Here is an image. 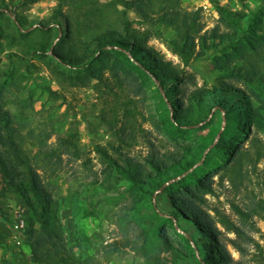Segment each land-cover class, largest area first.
I'll use <instances>...</instances> for the list:
<instances>
[{
	"label": "rangeland",
	"instance_id": "rangeland-1",
	"mask_svg": "<svg viewBox=\"0 0 264 264\" xmlns=\"http://www.w3.org/2000/svg\"><path fill=\"white\" fill-rule=\"evenodd\" d=\"M118 1L94 0L91 4L78 1L60 5L58 0H40L32 4L26 14L30 21L36 23L32 28L43 21L49 22L50 27H58L61 35L64 33L63 24L54 20L57 9L63 15L77 13L82 16L83 12L94 5L104 10V20L101 22L104 26L116 19L114 6L120 10L126 7L124 2ZM177 1L176 7L181 12L200 11L199 22L203 27L200 34L211 30L217 24L221 25L222 30L228 29L220 22L213 0ZM152 2L154 5L149 11L150 18L140 16L134 5L127 10L128 17L133 21L134 27L152 33L147 45L153 47L166 60L172 61L180 70L184 81L181 86L182 93L187 96L192 90L203 88L206 92L205 101L210 105L217 102L220 105L217 101L220 96H213V89L217 83L222 82L230 85L232 88L228 89L234 91L226 95L225 99H230L226 105L234 102L241 106L244 101L249 109L250 106L264 102L263 45L258 48L257 53L247 51L243 56L233 59L232 69L222 72L212 64L216 52L212 49L204 51L198 35L193 43L190 42L177 51L172 49L170 42L176 37V31L173 27L157 21L163 10V2ZM216 2L234 10L243 8L242 0ZM247 3L252 8L258 5L264 8V0L260 4L252 0H247ZM96 14L92 17L100 21L101 15ZM11 15L14 18L15 15ZM5 41L0 42V84H3L5 73L9 70L14 72L16 82L7 84L3 91L1 89L0 109L10 112L13 123L27 138L23 148L36 153L40 146L38 142L33 144L32 138L36 136L38 141L37 135H41L47 137V147L57 149L53 169L45 172L41 168L37 170L56 201L53 214L59 221L58 224L65 228L67 244L76 255L75 259L65 264H146V256L140 250L144 247L151 248L150 252L157 255L162 264H199L180 235L183 233L192 239L195 226H186V223L176 220L177 231L171 226L166 227L167 243L153 239L151 228L164 224L154 215L151 203H157V209L163 214L171 213L172 206L163 196H157L160 190L155 192L151 200V196L132 187L131 182L116 166L104 161L96 148L97 145L105 147L120 166H128V159L141 165L140 175L147 181L149 173L152 172L151 165L147 162L149 156L157 155L163 159L180 151L181 145L197 146L201 143L209 127L178 136H170L157 127L160 96L167 101L171 114L181 106L179 98L174 96V85L161 84L151 72H148L147 81L141 84L139 80H131L129 74L119 70L120 77L126 80L124 89L115 87L114 93L117 95L99 93L92 86H73L68 80L56 76L44 60L35 56H29L28 61H23L21 55L27 46L9 48ZM56 41L57 39L54 42ZM12 51H16L18 55H10ZM253 64L255 67L258 65L256 69ZM112 74L109 70L105 73L107 78L114 81ZM46 87L56 93L51 95ZM167 91L171 92V96L167 95ZM126 99L132 101L130 104L134 106L135 117L126 118L123 110L119 109L118 106ZM116 106L119 109L120 124L126 126L125 132L119 131L121 126L114 122L106 123L102 116L105 113L111 118ZM215 109L216 107L212 111ZM221 110L222 114L226 111L225 107ZM232 122L233 139L229 143L236 142L240 149L248 148L253 133H248L246 127H240L243 124L239 117L233 116ZM70 135H74L72 138L79 148L78 154L68 153L59 146L58 137L69 138ZM258 135L263 139L262 133ZM216 141L200 151L206 153L214 147ZM225 153L223 150L215 151L211 162L203 165L197 175L212 187L210 192H204L202 186L200 187L199 192L205 200L201 205L213 217L219 231V242L230 255L229 264H264V156L254 164L245 165L243 177L238 181V186H234L226 176L221 177L223 171L220 165L224 161ZM171 161L167 160V165ZM202 163V159L198 160L193 168ZM2 178L0 173V220H6L12 227L15 220L21 217L27 229L31 208L23 194L15 187L8 188ZM168 183L169 181L166 185ZM173 190L174 188L169 191ZM177 192L174 190L172 193L175 195ZM240 210L246 211L248 215H243ZM41 222L36 221L37 227ZM198 235L199 233L196 237H200ZM26 236L25 230L21 244H16L11 238L7 240V246L0 248V264L3 258L13 259L14 264H21L23 260L27 264H36ZM194 242L195 237L192 239L193 245ZM208 249L213 255H203L197 248L200 264H217L215 245L208 244Z\"/></svg>",
	"mask_w": 264,
	"mask_h": 264
},
{
	"label": "trees",
	"instance_id": "trees-1",
	"mask_svg": "<svg viewBox=\"0 0 264 264\" xmlns=\"http://www.w3.org/2000/svg\"><path fill=\"white\" fill-rule=\"evenodd\" d=\"M38 1L40 0H0V42L6 40V46L9 48L26 45L27 48L21 55L23 61H28L29 56H35L44 60L56 76L68 80L73 86H92L99 93L109 92V94L116 92L115 87L124 89L123 84L126 80L120 77L119 70L129 74L131 80H139L141 84L147 81L148 72H151L161 84L174 85V96L181 101L179 110L171 114L167 101L160 96L157 125L160 130L170 136H178L192 130L209 127L202 142L197 146L194 144L181 145L180 151L163 159L157 155L149 156L147 162L151 165L152 172L149 173L147 181L140 175L141 165L128 159V166H120L105 147L97 145L96 148L104 161L116 166L117 170L131 182L132 187L151 196V200L155 192L160 190L157 196H163L172 206L171 213L163 214L157 209V203H151L154 215L164 224L151 228L153 239L167 243L166 227L171 226L176 230L175 221L181 220L186 223V226L187 224L195 226L191 236L192 239L195 237L194 245L191 238L183 233L180 235L185 239L197 263H201L196 252L197 248L203 255L209 256L213 253L208 249V244H214L217 250L214 253L215 262L229 264L230 255L219 242V231L213 217L201 205L205 200L199 192L200 187L202 186L204 192H210L212 187L197 175L203 165L211 162L215 151L223 150L226 153L220 165L223 171L221 177L226 176L232 185L238 186V181L243 177V167L254 164L256 160L264 156V137L262 139L258 135L262 133L264 136V102L250 106L249 109L244 101L241 106L234 102L226 105L225 103L230 101V99H225L226 95L234 91L228 89L232 88L230 85H224L222 82L217 83L213 89V96L216 94L220 96V99H217L220 105L217 104L218 102L213 105L207 103L205 101L206 92L203 88H196L187 96L186 93H182L181 86L184 81L180 70L172 61L166 60L153 47L147 45V40L152 33L134 27L133 21L128 17L127 10L134 5L140 16L150 18L149 11L154 5L152 0H119L118 2H124L126 7L120 10L114 6L116 19L104 26L101 24L104 20V10L94 5L83 12L82 16L77 13L63 15L61 10L57 9L54 12V20L63 24L64 33L61 35L58 27H50L49 22L43 21L37 27L32 28L36 23L30 21L26 11ZM58 1L60 5L78 3V1L89 4L94 2V0ZM161 1L164 4L163 10L157 21L175 29L176 37L170 42L172 49L177 51L182 46L193 43L195 36L198 35L204 51L212 49L216 52L212 58V64L217 70L230 71L233 59L243 56L247 51L257 53L258 48L261 45L264 46V14L262 13L264 8L260 5L252 8L248 6L247 0H242V10H234L213 0L216 3L220 22L228 29L222 30L221 25L217 24L211 30L200 34L203 27L199 22V10L181 12L176 7L177 0ZM252 1L258 4L262 2V0ZM96 13L101 15L100 21L92 17ZM11 14L15 15L14 18ZM56 39L57 41L54 42ZM12 54L18 55L16 51H12L10 55ZM30 65L35 66L33 63ZM253 66L256 69L258 65L256 64L255 67L253 64ZM107 70L113 72L114 81L105 75ZM250 75L249 72L248 76ZM5 76L3 84H0V104L2 102L1 92L7 84L16 82L12 70L6 72ZM46 88L51 95L56 93L51 88ZM167 95L171 96V92L167 91ZM130 103L132 101L126 99L118 106L123 110L126 118L136 116L134 106ZM118 107H115L111 118L105 113L102 116L106 123L114 122L121 126L119 131L125 132V124H120ZM214 107L216 109L212 111ZM223 107L226 109L224 114L221 110ZM233 116L239 117V121L243 124L241 128L246 127L248 133H253L248 148L240 149L236 142L229 143L233 139L231 132ZM215 118H217L216 121ZM13 120L9 111L3 112L0 109V173L3 175L2 179L8 188L15 187L23 194L31 208V219L27 224L26 232L29 248L34 255L33 261L36 264H65L75 259L76 255L67 244L65 228L62 224H58L59 221L53 214V205L56 201L37 170L41 168L45 172L53 169L57 149L47 147V137L37 135L38 141H36V136L32 140L35 142L33 144L38 142L39 150L36 153H32L31 149L26 150L23 148V143L27 138L22 135ZM218 135L214 147L203 154L204 151L200 149L209 147ZM73 136L70 135L69 138L59 136V146L68 153L78 154L79 148ZM170 159L172 160L171 165H167V160ZM200 159L203 160L202 165L193 168ZM173 188L178 191L175 195L172 193L174 190L169 191ZM240 212L248 215L246 211L240 210ZM39 220L42 222L37 227L36 221ZM182 228L186 229L185 225ZM197 233L200 237H196ZM11 235L12 230L8 222L0 220V248L7 246V240L11 238ZM140 250L146 256V264H162L159 257L150 252L151 248L144 247ZM2 264H14V261L3 258ZM21 264L27 263L23 260Z\"/></svg>",
	"mask_w": 264,
	"mask_h": 264
},
{
	"label": "built area",
	"instance_id": "built-area-1",
	"mask_svg": "<svg viewBox=\"0 0 264 264\" xmlns=\"http://www.w3.org/2000/svg\"><path fill=\"white\" fill-rule=\"evenodd\" d=\"M11 230V240H13L16 244H21L23 233L26 230V223L24 219H22L21 217L17 218L13 223Z\"/></svg>",
	"mask_w": 264,
	"mask_h": 264
},
{
	"label": "water",
	"instance_id": "water-1",
	"mask_svg": "<svg viewBox=\"0 0 264 264\" xmlns=\"http://www.w3.org/2000/svg\"><path fill=\"white\" fill-rule=\"evenodd\" d=\"M219 135H220V133H219ZM218 139V137H216V139L215 140H217Z\"/></svg>",
	"mask_w": 264,
	"mask_h": 264
}]
</instances>
